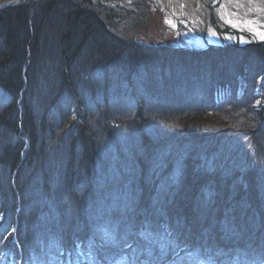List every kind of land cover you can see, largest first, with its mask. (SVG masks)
I'll return each mask as SVG.
<instances>
[{
    "label": "trees",
    "instance_id": "1",
    "mask_svg": "<svg viewBox=\"0 0 264 264\" xmlns=\"http://www.w3.org/2000/svg\"><path fill=\"white\" fill-rule=\"evenodd\" d=\"M88 7L0 11V264H264V49H143Z\"/></svg>",
    "mask_w": 264,
    "mask_h": 264
},
{
    "label": "rangeland",
    "instance_id": "2",
    "mask_svg": "<svg viewBox=\"0 0 264 264\" xmlns=\"http://www.w3.org/2000/svg\"><path fill=\"white\" fill-rule=\"evenodd\" d=\"M23 0H0V11L18 5ZM65 1V0H64ZM76 1V0H74ZM80 3L89 5L94 12H100V8L113 12L112 26L110 31H114L121 41L138 44L145 49H168L173 51L190 52L199 50L194 42L189 38L188 30L179 26L176 30L169 24L167 14L159 0H77ZM2 28H0V33ZM214 49L213 47L207 50ZM263 49V48H261ZM205 50V51H207ZM216 50V49H214ZM254 50V49H248ZM204 52V51H199ZM198 52V53H199ZM192 53V52H191ZM260 83H264V76L259 78ZM257 101V106H261ZM226 129V127L224 128ZM223 129V130H224ZM155 240L158 251L161 246L168 242L157 237ZM166 241V240H165ZM150 256L149 251H145ZM70 264H79L70 262Z\"/></svg>",
    "mask_w": 264,
    "mask_h": 264
},
{
    "label": "bare ground",
    "instance_id": "3",
    "mask_svg": "<svg viewBox=\"0 0 264 264\" xmlns=\"http://www.w3.org/2000/svg\"><path fill=\"white\" fill-rule=\"evenodd\" d=\"M169 24L188 30L189 38L199 48L216 45L210 29L212 0H159ZM226 21L238 29L241 39H264V0H222ZM242 28V30H241ZM244 29V30H243Z\"/></svg>",
    "mask_w": 264,
    "mask_h": 264
},
{
    "label": "water",
    "instance_id": "4",
    "mask_svg": "<svg viewBox=\"0 0 264 264\" xmlns=\"http://www.w3.org/2000/svg\"><path fill=\"white\" fill-rule=\"evenodd\" d=\"M222 0H212L209 2L208 9L211 11L212 16L210 19V29L216 39V45L207 44V47L200 48L199 50L190 51L192 53H198L199 51H205L210 47L216 50L221 49H234V50H248L254 48L264 49V39H241L238 34V29L235 26H230L226 21L225 10L222 6ZM242 30V28H241ZM244 30V29H243Z\"/></svg>",
    "mask_w": 264,
    "mask_h": 264
}]
</instances>
